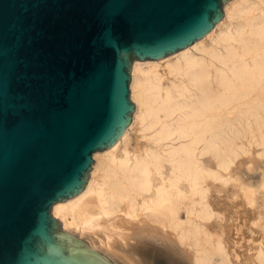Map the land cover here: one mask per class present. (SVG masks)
Segmentation results:
<instances>
[{
	"label": "bare ground",
	"instance_id": "6f19581e",
	"mask_svg": "<svg viewBox=\"0 0 264 264\" xmlns=\"http://www.w3.org/2000/svg\"><path fill=\"white\" fill-rule=\"evenodd\" d=\"M130 87L129 124L52 214L112 264H264V174L253 185L232 169L253 145L264 157V0H231L191 44L134 59ZM135 126L143 140L129 148ZM230 183L235 205L261 208L243 250L220 199Z\"/></svg>",
	"mask_w": 264,
	"mask_h": 264
},
{
	"label": "water",
	"instance_id": "95a60500",
	"mask_svg": "<svg viewBox=\"0 0 264 264\" xmlns=\"http://www.w3.org/2000/svg\"><path fill=\"white\" fill-rule=\"evenodd\" d=\"M226 0H0V264H112L52 214L132 118L133 59L205 35Z\"/></svg>",
	"mask_w": 264,
	"mask_h": 264
},
{
	"label": "rangeland",
	"instance_id": "374dc122",
	"mask_svg": "<svg viewBox=\"0 0 264 264\" xmlns=\"http://www.w3.org/2000/svg\"><path fill=\"white\" fill-rule=\"evenodd\" d=\"M229 1H231V0H226L224 3H223V5H222V9H223V12H224V6H225V4L227 3V2H229ZM134 61V59L132 60V62ZM130 75H131V78H132V64H131V70H130ZM131 78H130V82H129V91H130V99L134 102V100L132 99V97H131V87H130V83H131ZM135 104V103H134ZM137 130V131H136ZM140 132L138 131V129H137V127L135 126V129H132L131 131H130V135H129V139H128V146H129V148H131V147H134V146H136V144L139 142V141H142L143 140V138H141V136H140ZM140 136V137H139ZM260 148V146L259 145H253V146H251V151H252V153H242V154H240L237 158H236V162L233 164V167H232V169H233V171L235 172V174H237L239 177H240V179H242V180H244L245 182H249V183H251V184H253V185H257L258 183H259V180L261 179V175L262 174H264V157H262V156H259L258 154H256V152H257V150ZM234 184L235 183H230V185L228 184L227 185V188H228V190H230L231 188V190L230 191H224V192H222V194L223 193H225V195H223V196H221V203L222 202H228V203H230V208H231V206H233V208H231V209H234L233 210V212L236 210V213H234L233 214V212L231 213V215H233V217H234V215L236 214L237 215V220L235 219V222H238V230H236L235 229V227L234 226H232L231 224H230V226H231V228L233 229H231L230 228V230H231V232H230V234L232 233V235L234 234V233H236L237 232V234H234V236L236 237L235 239H237L238 240V238H239V240L241 239V237L243 238V237H245V238H243V239H241L240 241L238 240V244L240 243V244H243L244 242L243 241H248V243H244L242 246H241V248H242V250H243V248L245 247L244 245H247V244H249V243H253V242H251L252 240H253V237L251 236V234L250 235H246V234H248L249 232V230L247 231V225H248V223H250V221L249 220H252L253 218H254V216H255V213L257 214V215H259L258 213H259V210L261 209L260 207L258 208V207H255V206H253V207H251V209L250 210H248V209H246V207H244V206H242L241 204H239L238 206L237 205H235L236 203H238L239 201H240V197L238 198V196L236 197V195H232V190L234 189ZM225 197V198H224ZM264 199V198H263ZM263 199H260L261 201L260 202H262V201H264ZM263 207H264V205H263ZM262 207V210H260V211H262V212H264V208ZM240 213V214H239ZM264 214V213H263ZM262 214V215H263ZM246 215V216H245ZM251 215V216H250ZM256 215V216H257ZM240 216V217H239ZM244 216H245V218H244ZM251 218L252 216V219H249V217ZM243 217V218H242ZM246 217H248V220H246ZM239 219V220H238ZM245 219V220H244ZM59 220V219H58ZM60 221V220H59ZM246 222V224L247 225H245V222ZM249 221V222H248ZM241 222V223H240ZM230 223H232V221H230ZM243 224V225H242ZM61 227H62V229L65 231V232H67V233H69V234H71V235H73V236H75V237H77V238H79L80 240H82V241H84L87 245H88V240L85 238L84 239V237H80L78 234H76V233H71V231H68V229H66V228H64L63 227V225H62V223H61ZM244 228V229H243ZM244 230V231H243ZM235 231V232H234ZM238 231H240L239 233H242V235L241 234H239L238 233ZM248 232V233H247ZM243 233L245 234V235H243ZM238 234H239V236H238ZM241 235V236H240ZM94 236V238L96 239L98 236L97 235H93ZM95 236H97V237H95ZM247 236V237H246ZM252 237V240H251V237ZM233 237V236H232ZM249 237V238H248ZM245 239V240H244ZM86 240V241H85ZM242 241V242H241ZM239 244V245H240ZM244 246V247H243ZM240 247H238V249L240 250L241 249Z\"/></svg>",
	"mask_w": 264,
	"mask_h": 264
}]
</instances>
